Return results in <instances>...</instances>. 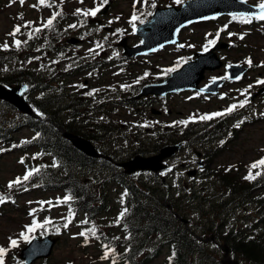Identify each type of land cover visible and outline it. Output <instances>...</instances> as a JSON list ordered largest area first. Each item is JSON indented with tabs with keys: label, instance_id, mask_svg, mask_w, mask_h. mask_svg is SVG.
Instances as JSON below:
<instances>
[{
	"label": "rangeland",
	"instance_id": "obj_1",
	"mask_svg": "<svg viewBox=\"0 0 264 264\" xmlns=\"http://www.w3.org/2000/svg\"><path fill=\"white\" fill-rule=\"evenodd\" d=\"M247 1L252 4L260 2V0ZM141 2L142 0H112L108 12L105 17H102L103 25L114 27L111 31H107L101 28L102 25L97 27L95 24L89 23L88 17L74 15L76 9H85V7L92 5V0H85L83 4L79 3V0H63L60 9H55H62L63 11V17L58 18L63 20L60 29L66 31L64 33L65 38L71 36V34L83 35L84 40L77 44L63 41L60 46H55L58 47V50L47 53L45 49L39 50L36 46L32 50H29L28 47L25 48L26 46L19 50L16 49L13 43L14 38L9 33L13 31L16 25L23 26L25 22H33L28 28L21 27V33H18L15 37V39H21L22 44H24L23 42L28 39L27 33L36 28L41 21L49 18L54 10L50 12V8L38 5V0H25L23 6L19 3V0H0V45L7 42L8 48H12L13 55H16L6 58L5 62L0 65V70L7 69L9 72L18 66L24 65L38 69V74L42 76V80L51 78L53 80H49L50 84L45 90L37 89V94H34L37 95V98L43 92L55 93L59 89L58 84L60 83L66 87V92L79 95L87 100V103L96 105L97 108L94 109L99 111L95 113L96 117L107 114L118 123L117 128H123L122 125L126 124L128 128L126 131L122 130V133L124 131L125 134L130 132L129 136L132 137L134 129L140 131L141 135L136 136V142L138 144V138H140L141 148H146L147 151H153V147H150L148 142H152V140L145 136L151 135L154 128L161 129L162 127V130L169 128L173 132L181 130L183 134H188L189 139L185 142L184 148L169 160L171 170L160 176L156 175L158 179L166 181L164 184L165 190L166 185H168V188L172 187L173 190H180V188L188 190L189 186L191 188L194 186L196 192L202 193L206 198L204 200H208L201 203L200 198L191 199L189 196L186 197L184 193H182L181 198L178 196L180 203L183 204L182 217L188 220L185 226L190 229L198 228L199 231L204 232L206 229L205 224H207L209 218L212 219L215 225L221 224L223 232L227 229L237 230V232L238 229L249 231V224L256 222L258 224V219H260L258 226L264 231V218H261L262 213L257 212L258 207L253 206L252 211L249 209L242 210L244 197L241 194H239L240 197L232 196L231 191L225 188L226 186L218 177L219 171H229L228 173L234 175V182L231 183L233 185L257 179H245V177L248 175L249 165L254 161H258L259 157H264V115H262L264 114V88L262 94L257 95L252 103L249 102L243 108L238 107L231 114L214 117L210 120L199 119L200 116L205 114L224 111L232 105L229 102L234 101V104H238L243 101L245 96L241 95V91L244 89H248L249 95L247 98L249 99L254 91L264 85L257 83L258 80H264V21L253 20L251 23L246 24L241 23L239 19L233 20V16L222 15L211 21L189 26L182 31L179 35V43L184 45L182 49L178 45H171L147 57L125 60L121 58V48L116 45V42L124 35L128 37V43L131 45L140 42V38L133 35L134 29L131 26L132 24L129 23L128 16L137 9L144 13L143 17L148 13L146 9H143L144 6ZM153 2L157 6L177 4L173 0H147L145 3L151 5ZM55 3L60 4V0H55ZM33 5H37V7H32ZM21 14L22 19L19 18ZM136 15L139 17L140 13L137 12ZM143 17H139V20ZM74 19L77 21V27L69 28L68 26L73 23L72 20ZM85 20L86 23H84ZM139 20L136 22H139ZM110 21L111 23H109ZM69 30L72 33L69 34ZM77 32L78 34H76ZM217 32H220V38L217 41L227 43L225 48L218 51L223 65L237 63L247 67L242 82H226L217 94L211 96L197 91L193 93L186 91L170 94L163 98L150 99L151 104L144 106V108L141 106L139 109H136L137 105L132 102L126 105L118 102L120 99L119 92L117 94L110 93L107 95L105 93L102 95L103 91L100 89L104 90L108 85L114 88L120 87L121 95L125 93V89L134 85L132 83L133 71L134 73H141L144 78L162 72L164 74L169 73L168 69H173L181 64L183 60L190 59L195 51L203 50L208 40L215 38ZM229 32L236 35L229 37ZM241 34L244 35L242 40L239 39ZM90 37L92 41L89 42L88 38ZM36 39L37 33H33L30 43H34ZM99 39L107 40L109 45L97 47V44L102 45V42H98ZM0 49H3V47H0ZM90 49L94 51H89ZM99 51L103 53L99 54ZM97 54L105 56L106 59H111V65L123 63L129 74L122 75L121 71L119 73L115 71V67L106 68L104 72L99 74L100 76L97 72L96 74L95 72L89 73L87 70L79 69V67L75 70L76 63L84 60L82 56L92 59L93 55ZM249 58H251L252 66L247 63ZM143 72L148 73V75H143ZM224 74L225 69L223 66L215 70H207L203 82L205 84L215 77H224ZM39 79L41 80V78ZM86 85L88 89H86ZM249 85L252 87L249 88ZM90 86H92L91 89H95V92L91 95L88 94L91 92ZM85 89L86 91L80 95L79 93ZM101 103H105V106L99 109ZM150 107L161 110L160 114H152ZM193 117L195 119H190ZM139 119H141L139 128L129 127L130 123L132 125L133 122ZM179 121H188V123L186 125L174 123ZM210 121H217L219 127L212 126ZM237 124L240 126L236 127ZM186 128L188 130H185ZM144 129H150V133H144ZM14 136L17 141L21 142L0 146V149L4 150L0 151V194L8 198L5 203H0V247L8 249L4 256V264H24L22 259L18 258L17 253L27 241L22 239L20 234L26 231L25 226L31 225L33 220L43 223L45 219L51 220V223L45 225L44 228H37L30 234V238L33 235L42 237L45 234H50L52 237H57V240L53 244L49 256L38 259L31 264H112L113 259L126 255V250L129 247L127 245L128 239L132 236L127 231L125 220L122 219L119 225L115 223L116 218L124 210V195L121 188H118L115 184L106 186L107 210L94 218L101 225L98 235L108 239L117 237L114 243L109 244L111 248L115 249V253L110 255L109 259H101L104 256L105 249L99 239L89 237L86 244L84 238L77 235L83 229L91 227L90 223L87 225L81 223V221L87 219L84 212L81 213L72 208L75 217L68 228H64V217L69 215L67 204H60L55 207L45 204L41 208L40 203H38L44 201L55 205L58 198L63 199L66 196V191L48 185L45 177L40 174L32 177L23 187L18 185L11 190L8 188V183L17 177H23L26 170L34 168V165L44 166L50 161L44 154L37 156L39 153L33 147H27L24 150L17 147L31 138V131L28 128H21L14 133ZM132 143V140L116 139V145L121 147L120 156L126 158L127 155L132 153ZM13 145H16V147H13ZM194 149L202 150L205 154H208L204 167H206L205 170L208 173L214 170V175L207 174L205 176L203 174L202 176V171H199L195 176L189 177L185 173L186 168L179 167L180 163H188L191 160L194 164L196 157L193 152ZM34 156H36L35 159H33ZM21 159L24 160V163L20 162ZM195 167L197 166L195 165ZM255 171L253 170V175H255ZM263 176L257 177L262 179ZM136 177L140 180L147 179L149 182H153L155 179L154 177L149 178L145 172L137 173V176L134 175V178ZM24 187H27L28 190L25 191ZM191 193L192 191L188 190V194ZM33 209L37 211L34 215H30ZM87 220L89 221V219ZM206 236L202 237L205 238ZM9 237L18 241L16 247L10 246ZM164 240L160 235L154 236L149 244L152 241L162 243ZM210 245L215 249L214 253L217 258L223 259L224 253L219 245H212L211 243ZM167 255L168 246L164 244L161 253L147 264H166ZM115 261L116 264H126L122 259ZM241 264H247V262L241 261Z\"/></svg>",
	"mask_w": 264,
	"mask_h": 264
},
{
	"label": "trees",
	"instance_id": "obj_2",
	"mask_svg": "<svg viewBox=\"0 0 264 264\" xmlns=\"http://www.w3.org/2000/svg\"><path fill=\"white\" fill-rule=\"evenodd\" d=\"M58 28L59 22L56 21L54 28L42 30L40 34H37V38L42 41L44 32L46 39L44 46L51 48L54 37L60 33ZM60 43L61 41L57 39V45ZM27 45L30 43L25 46ZM33 45H36L35 42ZM11 50L0 51V65L5 62V58L12 56L7 55L12 54ZM108 62L104 61L103 64ZM38 73L37 69L32 70L27 66H18L9 72L7 69L0 70L1 83L21 81L27 83V92L30 94H27V98L38 113L37 115L22 113L8 102L0 100V143L14 142L16 138L14 132L22 127L28 128L32 136L20 146L22 148H37V152L43 153L50 159L49 163L40 166L39 174L45 177L48 185L67 191V194L73 197L72 206L76 207L77 211L84 212L87 218H93L106 211V194L101 190L108 181L118 184L125 190L124 205L127 207V212L123 220H125L127 228L129 227L128 230L132 237L128 239L129 247L126 250V255L119 256L115 260L122 259L128 264H147L160 254L161 246L166 244L170 247V249L168 247V252H170L166 264H222L219 258L194 236V231H190L183 224L180 218V206L176 201L179 193L176 194V190V195L174 193L166 195L162 182L148 183L146 180L134 179L132 175L124 173L119 168L111 169L106 166L105 164H109L107 159L87 156L71 145L69 140L62 135L61 130L80 134L99 144L104 152L109 151L112 159H122L120 156L121 147L116 145L115 140L118 138L116 135L119 130H117V123L106 117L107 114L100 118L91 115L93 109L97 107L94 105L91 107V104L86 102L87 100H82L75 94L66 92V87L60 83L58 84L59 89L55 93L43 92L37 98V95H34L37 94V89L45 90L50 84L49 80H53L52 78L42 80V76ZM129 90L133 92L132 88ZM104 91L110 90L107 88ZM100 107L99 109H102L104 105ZM169 133H164L159 140H153L150 147L156 149L160 144L172 141L171 137L175 135ZM176 136V139H179L186 135L176 132ZM121 138H126V136ZM141 144L139 139L138 144L132 143L131 151L146 153L147 149L141 148ZM54 161L58 166H52ZM87 172H92L93 175L88 181H85ZM214 172L212 170L209 174L212 176ZM228 172L219 171V179L226 187H236L238 184H231L234 182V175ZM239 186L241 188L237 187V191L245 193L247 185L240 184ZM206 223L204 233L212 231L218 238L223 239L228 243L230 251L237 259L250 264H264L263 230L246 235L234 232L232 229L223 232L220 229L222 225H215L209 218ZM91 224H95L99 231L97 222H91ZM159 235L165 239L162 243L152 241L149 244L154 236ZM100 238L102 239L101 236ZM106 241L107 244L113 242L108 238Z\"/></svg>",
	"mask_w": 264,
	"mask_h": 264
},
{
	"label": "water",
	"instance_id": "obj_3",
	"mask_svg": "<svg viewBox=\"0 0 264 264\" xmlns=\"http://www.w3.org/2000/svg\"><path fill=\"white\" fill-rule=\"evenodd\" d=\"M102 9V11H104ZM256 5L247 3L245 0H185L180 6L169 5L165 7H156L152 12L149 20L137 26L135 33L141 36V42L135 46H128L125 38L119 42L123 46L125 55L143 54L154 51L165 44L173 43L177 40L179 29L189 23L207 20L221 14H247L256 12ZM225 44L217 42L207 52H195V59L183 63L180 67L172 71L170 75L160 82L151 83L144 86L137 96L155 93L163 95L170 91L198 89L202 92L216 91V86L209 84L205 87H199L198 83L203 78L205 69H214L221 65V60L214 52L215 48ZM240 68L237 75H241L243 67L233 65L227 68L228 75L232 68ZM237 75H232L233 77ZM25 84L7 85L0 84V98L12 102L17 108L25 112H31V107L23 97ZM73 145L89 155H97L95 147L91 142L81 136L70 132H64ZM179 147V145H168L160 148V151L153 155L143 156L136 154L131 159L123 162L126 172L134 170H160L167 165L162 159L170 156ZM56 238L46 236L43 239H32L27 247L20 251V255L29 261L38 256H46L51 252L53 243ZM237 264V261H233Z\"/></svg>",
	"mask_w": 264,
	"mask_h": 264
},
{
	"label": "snow or ice",
	"instance_id": "obj_4",
	"mask_svg": "<svg viewBox=\"0 0 264 264\" xmlns=\"http://www.w3.org/2000/svg\"><path fill=\"white\" fill-rule=\"evenodd\" d=\"M85 2V0H79V3L83 4ZM145 2H147V0H145ZM19 3L23 6L25 3V0H19ZM108 3V0H100V3L95 6L94 8L91 9H84V8H78L76 9L74 15L77 16H83L85 18L91 16V17H95L100 11L101 9ZM175 3L180 4L182 3V0H175ZM63 4V0H60V4H56L55 0H38V5L43 6V7H47V8H54V9H60V5ZM32 7H37V5H33ZM152 7H156L155 3H152ZM256 8L258 9V11L256 12H252V13H247V14H241V16L237 17V16H233L232 19L233 20H237L239 19V21L241 23H251L253 20H259V21H264V0H260V2L256 5ZM63 17V11L61 10H55L52 12L51 16L49 18H47L44 22L42 27H36L33 28L32 31L28 32V39H32L33 38V33H39L44 29H52L55 26V22L57 21L58 18H62ZM20 19H22V14L19 17ZM118 19V18H117ZM139 20V17L133 13L132 17L130 18L129 23H131L133 25V29L135 30L136 27V21ZM33 22L28 21L25 22V24L23 26L21 25H16L13 29V31L11 33H9L10 36H12L13 39V43L14 45L19 48L22 44V41H20L19 39H15L16 35L18 33H21V27L24 28H28L31 26ZM84 23H86V20L84 21ZM111 23V21L109 22ZM140 23H143V21H140ZM69 28H76L77 25L76 24H72L68 26ZM225 28H227V26H225ZM119 31V30H118ZM229 37L236 35L235 33H228ZM220 38V32H217L215 34V38L208 40L207 45L204 46V51L207 52L209 50V46H214L217 43V40ZM239 39H244V35L241 34L239 35ZM27 41H24L23 43H26ZM143 43V41L141 42ZM0 47H3L4 49H7L9 47L8 43L5 42L3 45H0ZM97 47H102V45L97 44ZM180 47H184V45H180ZM89 51H94L92 49H90ZM247 63L249 66H252V61L251 58H249L247 60ZM228 68L233 67V65L229 64L227 65ZM167 71L171 72V71H175V69H168ZM148 73H145V76H147ZM242 78V76L237 75L235 77H232L230 75H225L224 77H220V78H213V83L216 82L217 79H225V80H229V79H235V80H240ZM139 82V80L137 81V83ZM258 84H264V80H258L257 81ZM81 87H84L83 85H81ZM122 87H127V86H122ZM252 86L249 85V88H251ZM95 91V90H94ZM203 91V90H202ZM89 95H91L92 93H88ZM199 95V93H198ZM241 95L245 96V99L243 101H240L238 104H232L230 105L227 109H225L222 112H215V113H211V114H205L199 117L200 120H210L213 119L214 117H223L225 115L231 114L233 111H235L238 107L239 108H243L245 107L250 101L248 100L247 96L249 95L248 93V89H244L243 91H241ZM223 98V97H221ZM264 115V114H262ZM190 119H195L190 118ZM174 123H179V124H187L188 121H179V122H174ZM241 123H243V121H241ZM240 125L237 124L236 127H239ZM13 147H16V145H13ZM0 151H4L3 149H0ZM40 154H37V156ZM36 156L33 157V159H35ZM21 163H24V160L21 159L20 161ZM53 167L58 166L55 161L53 162ZM46 167V166H45ZM253 170L255 171V175H253ZM41 172V168L40 167H35V168H30L28 170H26L25 174L23 175V177H17L15 180L10 181L8 183V188L11 190L16 186H24L32 177H34L35 175H38ZM163 174V173H162ZM264 175V157H262L260 160L258 161H254L249 165V171H248V175L245 177V179H255L257 176H261ZM34 187L36 185H33ZM24 190L27 191V187H24ZM8 198L4 195H0V203H5L6 200ZM73 200V197L69 194L66 195L63 199H59L57 200V203L55 205H53L51 202H38L41 205V208H43V206L45 204H48L50 207H55V206H59L60 204H67L69 207V215L67 217H64L65 219V223L63 225L64 228H68V226L72 223L74 217H75V212L73 211L72 207H71V201ZM32 203V202H29ZM37 210L33 209L30 212V215H34L35 212ZM127 212V209H124L119 216L116 218L115 223L117 225L120 224V221L124 218L125 213ZM51 220L49 219H45L43 223H39L36 220H33V223L31 225H27L26 227V231L22 232L20 234L21 238L24 239L25 241H29L30 242V234L32 232H34L37 228H44L45 225L50 224ZM82 224L87 225L90 222L85 219L84 221H81ZM57 231H59L57 229ZM77 235L81 236L84 238L85 243H88L89 237L95 238V239H100V235H98V227L95 224H92L91 227L89 228H85L83 229L81 232H79ZM9 244L11 247H16L18 245V241L16 239H12L11 237H9ZM104 249H105V253L104 256L101 257V259H109L110 255H113L115 253V249L111 248V246L109 244H104L103 245ZM8 251V249L4 248V247H0V264H4V256L6 254V252ZM173 255H175V253H173ZM112 264H116L115 259H113Z\"/></svg>",
	"mask_w": 264,
	"mask_h": 264
},
{
	"label": "flooded vegetation",
	"instance_id": "obj_5",
	"mask_svg": "<svg viewBox=\"0 0 264 264\" xmlns=\"http://www.w3.org/2000/svg\"><path fill=\"white\" fill-rule=\"evenodd\" d=\"M201 152H203L202 150H201ZM189 163V162H188ZM188 163H184V162H182L181 163V165H188ZM198 173V172H197Z\"/></svg>",
	"mask_w": 264,
	"mask_h": 264
},
{
	"label": "bare ground",
	"instance_id": "obj_6",
	"mask_svg": "<svg viewBox=\"0 0 264 264\" xmlns=\"http://www.w3.org/2000/svg\"><path fill=\"white\" fill-rule=\"evenodd\" d=\"M150 189V188H149ZM151 191V190H150ZM196 207V206H195ZM229 242V241H228ZM234 248V247H233Z\"/></svg>",
	"mask_w": 264,
	"mask_h": 264
}]
</instances>
